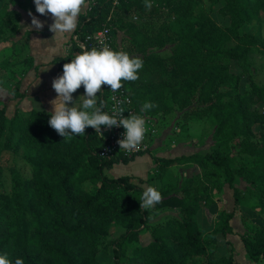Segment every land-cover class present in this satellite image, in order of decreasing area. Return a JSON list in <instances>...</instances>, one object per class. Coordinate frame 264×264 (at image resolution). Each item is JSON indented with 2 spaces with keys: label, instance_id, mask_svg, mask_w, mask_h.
Here are the masks:
<instances>
[{
  "label": "trees",
  "instance_id": "16d2710c",
  "mask_svg": "<svg viewBox=\"0 0 264 264\" xmlns=\"http://www.w3.org/2000/svg\"><path fill=\"white\" fill-rule=\"evenodd\" d=\"M199 1L121 0L108 21L113 0H87L88 9L79 17L74 31L83 40L110 26L114 36L125 31L135 40L142 32L140 23H145L146 2L151 3V8L156 9L157 4L166 9L169 16L176 14L179 23L187 24L188 29L180 32L164 25L161 32L140 39L137 54L144 56L146 68L155 79L140 86L135 81L121 83L131 96L136 115L164 118L197 106L216 122L210 151L159 159L163 168L176 161H188L198 168V173L186 177L178 188L161 189L162 201L153 208H140L144 191L140 186L128 176L111 178L105 174L113 165H126L134 158L103 159L98 156L102 140L94 129L86 128L84 136L63 138L44 125L43 118L49 120L50 116L46 111L17 110L7 126L9 136L3 148L14 153L24 148L32 155L25 158L29 177L24 179L12 169L11 193L0 191V254L7 253L12 264L18 258L24 264H98L97 254L106 252L108 247L113 249V264H190L200 256L206 257V264H232L230 255L216 259L214 250L207 251L195 217L199 210L208 211L215 204L216 193L225 185L232 190L234 206L239 205L240 191L234 187V181L243 178L244 173L231 167L223 150L235 138L242 137V153L259 157L264 166V140L253 143L246 136L251 135L252 123L264 126V114H247V98L252 93L241 96V76L229 70L230 62L243 67L255 48L264 46L254 35L239 32L257 11L264 12V6L259 0H224L219 11L228 18L229 26L222 28L207 15H190ZM249 8L254 11L246 13ZM128 14L132 17L126 20L124 16ZM139 18L141 22L136 24ZM13 26H17L16 12L7 9L6 0H0V31ZM167 44L173 46L172 52L163 59L154 48ZM122 50L123 45L119 47ZM79 52L73 43L68 56L55 62L62 63ZM252 87L254 91H263L256 85ZM97 95V106L101 100L106 105V85ZM19 98L23 95L16 94L15 99ZM145 102L157 107L141 112ZM5 103L0 108V140L6 130ZM103 111L107 112L106 107ZM162 208L176 213L151 224L156 211ZM232 218V213L225 214L223 227L214 228L212 235L232 234ZM112 226L122 228L123 232L108 241ZM143 230L150 233L151 242L135 248L126 257L127 244ZM240 240L250 261L264 260V227L250 237L241 235Z\"/></svg>",
  "mask_w": 264,
  "mask_h": 264
},
{
  "label": "rangeland",
  "instance_id": "374dc122",
  "mask_svg": "<svg viewBox=\"0 0 264 264\" xmlns=\"http://www.w3.org/2000/svg\"><path fill=\"white\" fill-rule=\"evenodd\" d=\"M6 1L7 9L13 11L10 10L11 0ZM259 2L264 6V0H259ZM224 4V0H201L194 6L190 15L193 16V18L207 15L216 25L227 28L229 26V20L228 18H224L219 11ZM156 6V9H145L146 12L143 17L145 23H142L140 18L136 21V24L141 22L142 32L135 40L133 35L127 34L125 31H120L121 33H118L117 36L118 41L122 38V51L126 52L130 58L138 57L143 62L142 69L137 73L139 77V79L135 81L137 86L145 85L155 79L146 68L148 62H146L144 56L142 54H137L138 47H141V44H139L140 39L146 37V35L152 36L154 32H161L160 28L164 25L170 27V30L178 32L188 29L186 23L178 22L176 14L169 16L166 9H163L157 4ZM252 11H254V9L249 8L246 13ZM140 15H142L141 12ZM124 17L127 20L132 16L128 14ZM253 17L254 16H252V18ZM260 27H262V25H260ZM15 28L16 27L13 26L0 31V108L3 106V102H6L4 104L6 107V130L0 140V191H4L8 194H10L12 190V169H16L22 178H28L30 168L25 162V158L32 155L31 152L24 148L18 149L15 153L3 148L6 138L9 136L7 126L15 111H17L14 107L11 110L8 104L11 102L10 100L15 99L16 94H21L23 91H20V79L28 67L25 45L24 42L18 38V33ZM261 29H264V26ZM261 29L259 28L258 35H261ZM239 32L240 34H244L251 32V30L245 25ZM257 39L261 40L259 37ZM229 45L232 46L233 43ZM172 48L173 46L167 44L161 49L155 47L154 51L163 57V59H166V55L172 52ZM244 68L246 69L245 71H243ZM229 70L232 74L241 76L238 87L239 94L245 96L248 91L252 93L251 97L247 98V114L251 115L253 112L264 114V46L255 48L252 54L247 57L243 67H240L235 62H230ZM252 85L263 88V91H254ZM185 111L179 114L174 112V115L169 118L174 122L173 125L169 123L171 120L163 124L160 120L161 117H159L158 121L152 117L156 120L155 124L157 125V133L154 139L157 136H161V129L169 127L172 128L171 132L167 130L166 134H164L166 130L163 131V134L166 136L163 143L166 144L167 141H170V152L172 154H176L177 156L180 154L192 155L204 154L210 151L214 130L216 129V122L210 116H205L197 106L186 109ZM43 122L45 126L52 129L49 126L48 119L43 118ZM250 132L251 135L246 136L249 140L253 141V143L259 142V139L264 140V126L252 123ZM16 137L17 136L11 140L12 146L15 143ZM241 140V136L237 137L223 148L224 153L229 157L231 167L233 169H242L244 173L243 178H236L234 181V187L240 191L239 205L236 207L234 206L232 190L225 185L224 187L229 190L225 192L222 190L216 193V205H214L209 212L205 210L200 211L197 216L198 226L203 233L202 239L205 245L207 246L211 240L213 243L216 241V256L222 257L223 255L228 257L230 255L232 257V264H234L233 256L235 252L231 250V247H233L232 244L229 243L230 245H227L226 237L222 235H212L214 228L223 227L225 214L231 212L233 216L230 222L236 236L233 238V241L241 237V235L250 237L254 232H258L264 227V166L262 159L259 157H252L242 153L239 144ZM174 149L177 150L175 151ZM171 153H169V155H171ZM134 167V165L117 166L113 168V170L107 171V174L111 177L135 175ZM191 168V166L187 167L186 176L192 175L193 170ZM221 206H223L224 209ZM239 246L245 254L241 241H239ZM207 248L209 252L210 248ZM237 260V264L244 263L240 257H238ZM190 264H206V257L200 256L190 262ZM260 264H264V260H262Z\"/></svg>",
  "mask_w": 264,
  "mask_h": 264
},
{
  "label": "crops",
  "instance_id": "0c3cea01",
  "mask_svg": "<svg viewBox=\"0 0 264 264\" xmlns=\"http://www.w3.org/2000/svg\"><path fill=\"white\" fill-rule=\"evenodd\" d=\"M87 9H88V3L86 7H84L81 10L79 17L84 15ZM10 10L16 12L17 15V26L15 29L18 33V38L24 42L26 58L28 59V67L24 72L22 78L20 79V91L23 90L21 92L23 98L12 99L10 100L11 102L7 104L10 106L11 110L14 107L22 113H28L31 112L32 110H44L47 113L51 114L52 108L50 101L55 99L57 95L54 89L52 88V81L54 78L62 75L63 65L65 63H70L71 60L75 58L76 54L72 53V58L62 63H57L55 62V60L60 58H65L70 53L71 49L73 48L72 41L73 38L75 37L74 31L67 35H62L59 32L54 34L51 31H49V26L53 23V18L51 17V14H45L44 16H41L39 13H37L35 10L34 0H11ZM29 12H31L33 16H35L38 20L44 23L43 29L37 31L32 27L31 17L28 15ZM260 25H262V27H260ZM246 26H248V28H250L251 30V32H249L248 34H252L256 38L259 37V39H261L264 42V29H261L264 26L263 11H257V14L251 19V22ZM259 28L261 29V35H258ZM121 40L119 39L120 46L122 45ZM37 80L39 81V83L36 86H33ZM84 95L85 93L82 88H79L75 93H73V101L77 100L75 105L76 107L78 108L82 107ZM69 106L71 107L72 105L69 104ZM175 113L179 114V112H175ZM173 115L174 113L169 114L164 118H161L160 119L161 123L164 124L165 122L171 120L169 118L172 117ZM154 118L157 121L159 120V117L154 116ZM169 123L173 125L174 122H172L171 120ZM171 129L172 128L169 127L166 129H161L160 130L161 136H157L155 139L149 142L148 152L135 157L132 161L126 164V165L135 166L134 167L135 175L131 174L124 176L130 177L131 182L137 184L143 190H145L146 187H155L158 191L163 189L165 186H171L172 188L180 187V185L185 180V178L188 177L186 176V169L189 166H191L192 167L191 169L193 170L192 175L189 176H193L198 173V168L192 163H189L188 161H176L174 164L163 168L164 167L163 162H161L159 159L172 160V159H178L182 156L185 157L189 156L186 154H180L178 156L176 154H172L170 152L171 150L170 141H167L166 144L163 143L164 139L166 138L164 134H166L167 130H170L171 132ZM163 131H165V133ZM174 150L176 151L177 149ZM169 153H171V155H169ZM121 165L124 164L113 165L111 169L105 170V174L108 177H111L107 174V171L113 170V168ZM111 178H116V177H111ZM222 190H224L225 192L227 188L223 187ZM216 203L217 201L215 202L214 205H216ZM214 205L208 210V212L214 207ZM221 207L223 208V206ZM200 211H202V209L199 210L198 213ZM173 212L175 211L168 210L166 208L159 209L156 211L154 217L150 220V223L153 224L162 221L166 216L170 214H174ZM198 213L196 214L195 217L197 226H198V221H197ZM230 222L229 224L232 228V234H228L224 237H226V242L232 244L233 246L232 249L233 251H235L233 256L234 264H237L238 257H240V259L244 262L243 264H260L261 261L258 263H254L247 258L246 253L244 254L242 252L241 247L239 246V241H241L239 239L240 237L236 238L235 240L236 242L233 241V238L236 236H235V231ZM122 232H123L122 228L118 226H112L110 228V234L107 240L108 241L115 240L117 237L120 236ZM200 232L203 235L201 230ZM150 242H151L150 233L145 230L141 231L138 234L136 240H133L127 244L125 250L126 257H130L132 255V251L135 248L143 247ZM208 245L205 247L207 250H208L207 247H209L210 250H214L213 253L214 258L216 259L221 258L216 256V252H217L216 241L213 243L211 240ZM96 260L98 264H113L112 247H108L106 252L98 253L96 256Z\"/></svg>",
  "mask_w": 264,
  "mask_h": 264
},
{
  "label": "clouds",
  "instance_id": "9594fccd",
  "mask_svg": "<svg viewBox=\"0 0 264 264\" xmlns=\"http://www.w3.org/2000/svg\"><path fill=\"white\" fill-rule=\"evenodd\" d=\"M35 10L41 16L51 14L53 23L49 26L52 33L62 35L75 31L81 10L86 7L87 0H34ZM150 9L151 3H145ZM32 27L39 31L44 23L38 20L31 12ZM143 62L138 57H132L122 51H114L105 46L98 50H84L77 54L70 63H65L62 75L52 81L56 98L50 101L52 112L49 116V126L63 138L84 136L86 128H92L101 133V127H123V138L117 143L120 149L137 150L143 141L147 128L146 120L141 115H129L123 118V108H114L113 115L103 111L106 107L101 100L98 103V93L102 85L110 86L112 92L123 87L121 81H136L139 79L138 71L142 69ZM39 83L37 80L33 86ZM83 86L82 107H76L73 93ZM69 104L72 106L70 107ZM157 107L156 104L145 102L141 112H148ZM162 201L161 192L155 187H146L141 196L140 208L150 209ZM0 264H12L8 254H0ZM14 264H24L22 259H16Z\"/></svg>",
  "mask_w": 264,
  "mask_h": 264
},
{
  "label": "built area",
  "instance_id": "2783aa9c",
  "mask_svg": "<svg viewBox=\"0 0 264 264\" xmlns=\"http://www.w3.org/2000/svg\"><path fill=\"white\" fill-rule=\"evenodd\" d=\"M120 1L121 0H113V10L108 17V21L111 19L114 10L120 6ZM117 36L118 34L114 36L112 28L110 26H104L94 34L84 37L83 40L75 35L72 42L76 45L77 48L80 49V52L78 54H80L84 50H91L92 48L100 50L105 46L109 47L111 50L119 51L120 43L117 40ZM106 87L107 96L105 98V103L106 110L109 115L114 114V108L124 109V113L122 114L123 118H127L129 115H136L132 105L131 96L127 89L122 87L116 92H112L110 86L106 85ZM141 116L146 120L147 131L143 141L141 142L137 150L128 151L120 149L117 141L123 138V127H112L111 129H109L103 126L101 128V133H98V137L102 140V148L98 152V156L103 159H117L118 157L131 159L148 151V144L151 140L154 139V136L157 133V125L155 124L156 120H154L152 117H148L146 115Z\"/></svg>",
  "mask_w": 264,
  "mask_h": 264
}]
</instances>
